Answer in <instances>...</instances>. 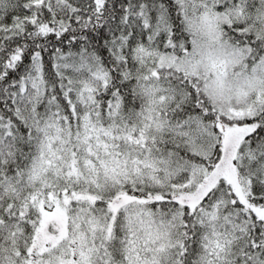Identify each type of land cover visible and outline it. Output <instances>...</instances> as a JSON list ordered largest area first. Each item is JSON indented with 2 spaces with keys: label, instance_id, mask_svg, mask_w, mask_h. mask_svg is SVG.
I'll return each instance as SVG.
<instances>
[{
  "label": "snow or ice",
  "instance_id": "6c2138e0",
  "mask_svg": "<svg viewBox=\"0 0 264 264\" xmlns=\"http://www.w3.org/2000/svg\"><path fill=\"white\" fill-rule=\"evenodd\" d=\"M0 264H264V0H0Z\"/></svg>",
  "mask_w": 264,
  "mask_h": 264
}]
</instances>
